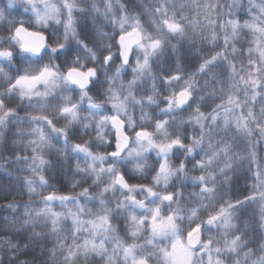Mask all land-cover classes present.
<instances>
[{
  "label": "clouds",
  "instance_id": "9594fccd",
  "mask_svg": "<svg viewBox=\"0 0 264 264\" xmlns=\"http://www.w3.org/2000/svg\"><path fill=\"white\" fill-rule=\"evenodd\" d=\"M0 264H264V0H0Z\"/></svg>",
  "mask_w": 264,
  "mask_h": 264
}]
</instances>
